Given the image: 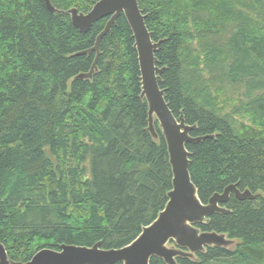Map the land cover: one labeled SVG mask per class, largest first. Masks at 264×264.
Returning <instances> with one entry per match:
<instances>
[{
	"label": "trees",
	"instance_id": "1",
	"mask_svg": "<svg viewBox=\"0 0 264 264\" xmlns=\"http://www.w3.org/2000/svg\"><path fill=\"white\" fill-rule=\"evenodd\" d=\"M0 0V242L29 261L60 245L121 248L165 207L166 141L147 130L137 52L121 15L100 43L97 71L75 79L107 17L81 33L66 13L98 0ZM160 87L175 117L196 127L187 144L200 200L237 183L201 231L236 240L178 264H264V0H139ZM119 264V263H117ZM150 264H165L152 257Z\"/></svg>",
	"mask_w": 264,
	"mask_h": 264
},
{
	"label": "water",
	"instance_id": "2",
	"mask_svg": "<svg viewBox=\"0 0 264 264\" xmlns=\"http://www.w3.org/2000/svg\"><path fill=\"white\" fill-rule=\"evenodd\" d=\"M44 2L49 11H60L50 0ZM66 13L81 33L88 32L100 19H108L96 36L94 45L76 54L94 53L90 69L77 74L72 80L92 78L97 71L101 40L121 15L125 17L137 52L140 97L146 100L148 107L147 130L154 139H158L154 124L156 120L167 145L172 189L158 216L143 226L135 239L121 248L104 249L99 243L91 247L63 244L58 250L41 249L29 261L20 262L9 259L5 246L0 242V264H150L152 257L161 258L165 264H178L177 257L194 258L196 253L205 252L208 247L233 248L236 240L223 233L201 231L197 225L207 223L215 213L228 212L224 204L231 194L240 200H253L260 193L253 194L249 189L240 190L237 183H232L221 192L214 193L206 203L200 200L191 179V153L187 144L199 142L206 136H191L190 132L196 126L187 124L183 115L175 117L165 101V91L160 87L163 67L156 64V53L162 40L153 41L146 25L148 15L139 7V0H98L85 13L74 7Z\"/></svg>",
	"mask_w": 264,
	"mask_h": 264
},
{
	"label": "rangeland",
	"instance_id": "3",
	"mask_svg": "<svg viewBox=\"0 0 264 264\" xmlns=\"http://www.w3.org/2000/svg\"><path fill=\"white\" fill-rule=\"evenodd\" d=\"M232 249H234V248H232ZM214 264V263H213ZM217 264V263H216Z\"/></svg>",
	"mask_w": 264,
	"mask_h": 264
}]
</instances>
